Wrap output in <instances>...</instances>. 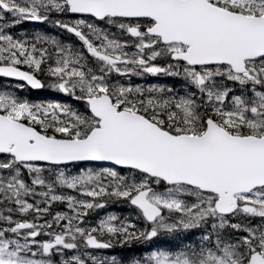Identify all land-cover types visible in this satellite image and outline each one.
Returning a JSON list of instances; mask_svg holds the SVG:
<instances>
[{"label": "snow or ice", "instance_id": "snow-or-ice-1", "mask_svg": "<svg viewBox=\"0 0 264 264\" xmlns=\"http://www.w3.org/2000/svg\"><path fill=\"white\" fill-rule=\"evenodd\" d=\"M6 13L11 25L76 15L52 22L83 49L15 37ZM0 21V76L42 89L43 74L86 105L0 91V264H121L90 250L194 230L131 264H264V0H0ZM145 75L188 91L113 80ZM84 162L112 166L65 171ZM109 200L146 226L115 214L88 223Z\"/></svg>", "mask_w": 264, "mask_h": 264}, {"label": "rangeland", "instance_id": "rangeland-1", "mask_svg": "<svg viewBox=\"0 0 264 264\" xmlns=\"http://www.w3.org/2000/svg\"><path fill=\"white\" fill-rule=\"evenodd\" d=\"M88 170H93V169H91V168H85V169L82 168V170H77V169H74L72 167L65 169V171L68 174H70V175L79 174L82 171H88ZM157 190H162V188L159 187V188H157ZM58 192L59 193L66 194V195H78V193L75 192L74 190H70V189H66V188H63V190H60ZM119 201H120V204L119 205H121V206H119V209H121L123 207L122 204H124L126 201H122V200H119ZM109 202H110V200H109ZM108 203H107V205L105 207L107 209L106 212H100L99 218H95L94 220H88V222L91 223V224L97 223L99 221V219L103 218L104 216H106L108 214H114L112 212L114 210H118V207H117L118 204H108ZM52 210H53V212H55V211H68V209L66 207V204H62V203H56V204H54L53 207H52ZM142 253H143V251L141 250V251L138 252V255L139 254H142ZM147 255H148V253L146 252L142 256L143 257H146ZM135 256H136V254H134V253L131 254V255H129V257H128L129 263L132 260H134V257ZM117 259L119 260V258H117ZM119 261H121V260H119ZM129 263H125V262L121 261V264H129Z\"/></svg>", "mask_w": 264, "mask_h": 264}]
</instances>
